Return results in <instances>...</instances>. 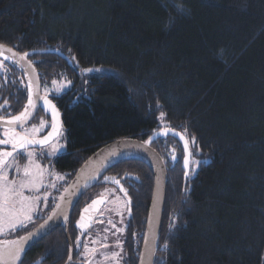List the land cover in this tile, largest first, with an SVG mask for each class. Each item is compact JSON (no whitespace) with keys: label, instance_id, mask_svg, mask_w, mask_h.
I'll use <instances>...</instances> for the list:
<instances>
[{"label":"trees","instance_id":"1","mask_svg":"<svg viewBox=\"0 0 264 264\" xmlns=\"http://www.w3.org/2000/svg\"><path fill=\"white\" fill-rule=\"evenodd\" d=\"M0 42L19 51L59 49L72 60L29 55L41 83L87 75L86 90L53 96L66 136V151L55 158L66 176L57 194L101 145L120 137L145 140L170 127L189 139L191 159L202 164L185 176L179 159L173 167L166 161L154 264H264V0H0ZM4 63L11 75L4 79L3 89L11 91L6 99L21 109L27 86ZM151 145L163 159L171 150L182 153L171 134ZM111 169L128 177L132 208L122 256L124 264H137L152 174L137 160H118ZM103 186L75 205L69 222L74 257L80 203ZM67 255L58 227L21 264H62Z\"/></svg>","mask_w":264,"mask_h":264},{"label":"water","instance_id":"2","mask_svg":"<svg viewBox=\"0 0 264 264\" xmlns=\"http://www.w3.org/2000/svg\"><path fill=\"white\" fill-rule=\"evenodd\" d=\"M2 44L6 45V48L0 49V52L3 53V55L0 57H2L3 59L4 57H8L7 60H9L18 68V70L21 72L25 80L26 85L27 86L29 84L31 85L33 100L36 103V107L34 109H30V111L32 112L31 117L29 118L28 121L24 123L23 126H25L30 121H32V119L36 116L40 107H43L49 113L52 123L51 110L47 108V106L43 105L42 98L45 95L41 92L40 78L35 65L33 63L29 65L27 63V61L30 60L29 57H27L26 60H20L19 55L13 56V53L22 54L24 52H28L29 55H31L34 53L49 52V53H56L64 58H67V56L64 53H62L59 49L43 48V49H31L27 51H19L9 44L6 43H2ZM7 48H12L13 52H8ZM14 60L19 62L14 63ZM38 97L40 99H38ZM47 97L48 99L52 100L49 96ZM52 103L58 109L57 105L53 100ZM59 121L62 123L60 110H59ZM5 127L6 125L4 124V122L0 121V128H5ZM12 127H15V129L20 128V126H16V125H13ZM165 129L169 130L167 134H164ZM173 130L176 133L175 135L173 134ZM50 131H52L51 126L47 131V133L41 138H37V140L43 139V137L47 136ZM169 134L176 136L183 145L184 141L180 138L181 135L183 136L182 133H180L175 129H171L170 127H163L152 132L150 136H148L145 140H141L134 137H120L98 147L76 169L72 178L67 182V184L59 193L49 213L36 225H34L31 229L26 231L24 234L20 235V236H27L29 232L37 233L32 238L24 242L23 249L20 252L18 259H12L9 258L6 254H3L2 250L6 246L3 244L4 241L0 240V264H21L27 251L35 243L40 241L42 238L47 236L49 233H51L53 230H55L58 227L63 229L68 244V256L63 264H72L73 262H75L73 261V246L71 243L69 230H68L69 222L73 210L75 208V205L77 204L79 199L82 197V195H84L88 190H90L96 184L114 185L119 190V192L125 197V200L127 202L128 212L130 209L129 213H131V199L128 193L127 195H125V189L123 188L121 181L119 180V183L117 184L116 181H111L105 178L102 179V177L105 175L107 170L110 167H112V165L118 160H138L140 162H143L147 165V167L149 168L152 174V178H153L152 192L148 203L145 227H144L137 264H154V260L159 244L162 215H163L164 203H165L167 171L162 156L159 154L157 150H155L151 146V143L155 138ZM53 140H55V138ZM39 146L42 145H33L28 148H36ZM176 161H177L176 156L175 159H173L172 157L170 167H173ZM122 179H124V177ZM65 189H67L68 191H65ZM61 197H63V199H61ZM57 204H59V208L55 207ZM101 205L102 203L100 202L95 204L94 209L93 210L91 209V211L88 213V217L86 220L87 227L84 228L85 233L92 227L94 217L96 216ZM54 209H55V215H53ZM85 209L86 208L82 209L80 214L81 217L82 216L85 217L86 214ZM49 216H52L51 220H49ZM65 217L67 219H65ZM41 225H45V226L41 228L40 227ZM18 237L12 240L17 239ZM69 257H71V260H69Z\"/></svg>","mask_w":264,"mask_h":264},{"label":"snow or ice","instance_id":"3","mask_svg":"<svg viewBox=\"0 0 264 264\" xmlns=\"http://www.w3.org/2000/svg\"><path fill=\"white\" fill-rule=\"evenodd\" d=\"M6 48V45L0 43V49ZM8 52H13L12 48H7ZM3 53L0 52V56H2ZM19 55L20 60H26L29 53L24 52L22 54L13 53V56ZM5 60L8 59V57H4ZM19 61L14 60V63H18ZM29 65H31L32 61H27ZM3 68L2 62H0V69ZM83 72H92V71H100V69H94V68H85L82 70ZM87 81H85L86 83ZM53 85H57V81L52 82ZM71 85V81H67L66 84H61L58 87L54 88L55 93L58 97L61 96V94L67 90L68 86ZM28 90V99L27 104L24 106L23 111H21L18 115H10L9 118L0 117V121H3L6 127L4 128V137L5 139H0V145H11V151H2L0 150V233L4 232L5 229L15 231L17 229H24L33 220V215L36 212L35 205L43 199L45 202L47 200V197L44 196L43 198L40 195L36 196H30L25 195V190L29 191H36L39 192L41 187H43L42 182V173H36L34 174L31 167V159L33 157L32 152H28V158H29V164L23 166L22 169V176L19 180L12 179L9 180L6 170L10 168H14L17 174L19 175L21 173V166L15 159L14 154H22L19 153L18 150L20 149H26L33 145H49L52 149V152L50 154H55L57 151L63 149L64 145L58 144V143H51L50 141H53L55 138L56 140L63 139V125L59 121V110L56 108V106L52 103V100L48 99L47 95H45L42 98L43 105L47 106L51 110L52 115V123H51V129L47 136L43 137L41 140H37L35 138V133L39 132L44 126L45 122L41 120L39 127L36 125H33L31 128V131H24V132H18L16 131L15 127H12L13 125L22 127L26 121L29 120V118L32 115V112L30 109H34L36 107V103L33 100V94L31 91V85L29 84L27 86ZM38 99H40L38 97ZM8 107H11L7 100L4 101L2 105H0V109H6ZM163 113H161V117H163ZM169 130L165 129L164 134H167ZM173 134L176 133L173 130ZM184 143H183V151L184 153H187L183 156V165L186 169L185 176L189 175L188 169H190V166L192 164H195L197 167L201 166L202 161H194L191 159L193 156V153L189 151V139H185L184 136L181 135L180 137ZM192 143H195V137L190 138ZM147 143V142H146ZM174 151V150H173ZM173 159H175V156H173ZM191 171H195V169H190ZM60 179H63V177H59ZM105 179H108L107 177ZM118 184L119 181H116ZM52 187H55L53 184ZM65 191H68L65 189ZM125 195H127V192L125 190ZM63 199V197H61ZM99 203V201H93V205ZM45 206H47L45 204ZM56 208H59V204L55 206ZM87 211V209H85ZM130 212V209H129ZM53 215H55V209L53 211ZM52 219V216H49V220ZM65 219H67L65 217ZM84 219V217H81V221ZM47 223V222H45ZM109 223H112L109 221ZM79 226L83 229L86 228L87 225L78 222ZM45 225H41L40 227L43 228ZM174 225L170 224V228ZM113 227L115 225L113 224ZM117 231H122L121 229H117ZM37 233L29 232L27 236H20L15 240H5L3 244L6 246L2 252L3 254H6L9 258L12 259H18L20 252L23 249V244L30 238H32ZM95 241H93V244ZM79 246V238H78V245ZM117 247H122L120 245V242L117 241L116 243ZM104 247H107L105 245ZM164 249H167V242L163 245ZM86 253L91 252L93 255H95L97 249L95 248H87L85 246ZM113 258H118L119 253L113 252L112 253ZM105 259H108V257H105ZM69 260H71V257H69Z\"/></svg>","mask_w":264,"mask_h":264},{"label":"rangeland","instance_id":"4","mask_svg":"<svg viewBox=\"0 0 264 264\" xmlns=\"http://www.w3.org/2000/svg\"><path fill=\"white\" fill-rule=\"evenodd\" d=\"M99 68V67H98ZM100 71H109L105 68H100ZM85 75V74H84ZM87 76V75H85ZM83 75H78L76 78H68L59 75V77H56L49 81H43L41 91L44 95H51V96H57V94L54 91L55 87L60 86L61 84H66L67 81H71V85L68 86L67 90L72 88L75 90L81 89L82 91L87 89V78ZM57 81V85H53V81ZM75 83V85H73ZM66 90V91H67ZM41 120L45 122L44 119H40L37 123L33 124L39 127ZM36 122L34 120L32 123ZM47 122V121H46ZM45 122V126L37 133H35V136L39 134L48 124V122ZM31 123L23 128L24 131H31V128L33 126ZM64 138L59 140H53L51 143L55 142L61 145H64L63 149L57 151L55 154H50L52 152V149L49 145H42L36 148H27L21 150L20 158H24L23 161H19V165L21 166V173L18 175L14 168L7 169V175L9 180L17 179L19 180L22 176V169L23 166L28 165L29 158H28V152L33 153V157L31 159V167L34 174L36 173H42V182L43 187H41L39 192L36 191H29L25 190V195L30 196H36L40 195L42 198L44 196L47 197L49 195L48 189L50 188L51 194H52V200L56 199L58 194L56 193L57 187L60 186L61 183H63L66 179V176H64V172L59 171V169L55 165V158L58 155H61L66 151V136L65 131L63 129ZM37 139V138H36ZM42 147L41 150L37 149ZM192 160L199 161L196 157H193ZM194 166V168H193ZM191 169H197V166L195 164H192ZM190 173H194V171L190 170ZM59 177H63V179H60ZM55 185V187H52V185ZM115 190L110 187H101L95 191V194H98L100 196V193H102V198L104 199V205L100 210V217L97 220V223L92 231H90L88 234H86L85 238L83 239V243L81 244L80 250L78 249L77 252H75V259L77 260V263L73 264H124L123 263V252L122 247H117L116 243L117 241L120 242V245H123V239H124V228L126 226V202L120 198V196L115 195ZM43 199L39 201L36 205V212L33 215V220L37 217L38 214H42L41 207L43 206ZM32 220V221H33ZM31 221V222H32ZM111 221L112 223H109ZM30 222V223H31ZM29 224V223H28ZM113 224L115 227H113ZM33 227V226H32ZM31 227V228H32ZM30 228V229H31ZM117 229H121L122 231H117ZM15 231H11L8 229H5L4 232L0 233V240H12L16 237H18L15 234ZM93 241L95 243L93 244ZM107 245V247H104ZM85 246L87 248H95L97 249L95 255H93L91 252L86 253ZM116 252L119 253L118 258H113L112 253ZM105 257H108V259H105ZM78 261H82V263H78Z\"/></svg>","mask_w":264,"mask_h":264},{"label":"flooded vegetation","instance_id":"5","mask_svg":"<svg viewBox=\"0 0 264 264\" xmlns=\"http://www.w3.org/2000/svg\"><path fill=\"white\" fill-rule=\"evenodd\" d=\"M4 61H7V62H9L8 60H4L2 57H0V62H2V64H3V68L2 69H0V105H2L3 103H4V101L5 100H7L8 101V103H9V100L8 99H6V95H8V94H10L11 93V91L10 90H8L9 88H5V89H3L4 88V79L7 77L8 79H7V81L9 80V78H10V65L9 64H7V63H4ZM9 63H11V62H9ZM14 66V65H13ZM22 76V75H21ZM18 80H20V78L19 77H16L15 79H12L11 80V83H14V82H16V81H18ZM22 80L24 81V79H23V77H22ZM25 83V82H24ZM11 87V86H10ZM49 97H51V99L56 103V105H58V103H57V101L51 96V95H48ZM15 99L17 100L18 98L17 97H15ZM25 106V104L21 107V109L23 108ZM21 109H19L18 108V105L17 106H12V107H8V108H6V109H0V117H5V118H9V116L10 115H18L19 114V112H20V110ZM40 119H44L45 120V122L47 121L48 122V124L46 125V127L39 133V134H37L36 136H35V138H41L42 136H44L46 133H47V131L49 130V128H50V124H51V118H50V115H49V113L43 108V107H40L39 108V110H38V113H37V115L34 117V119L31 121V122H29L28 124H26L25 126H27V125H29L30 123L33 125V124H35V123H37L38 121H40ZM34 120H36V122H34V123H32ZM46 122V123H47ZM25 126H23V127H20V128H17L16 129V131H18V132H23V128L25 127ZM4 128H0V139H5V137H4ZM43 147V146H42ZM42 147H40V148H37V149H39V150H41L42 149ZM0 150H2V151H11V145H0ZM21 150H23V149H20V150H18L19 151V153L21 152ZM171 152V151H170ZM15 155V159H16V161L17 162H19V161H23V159L24 158H20V156L18 157V155H20V154H14ZM170 155V154H169ZM178 159L181 161V163H182V153H179V155H178ZM165 160V163H166V161H168L169 159H167V158H165L164 159ZM108 176V179L109 180H113V181H115L116 179L118 180V179H120V176H118L119 175V173L118 172H116V170H114V169H111L110 171L108 170L106 173H105V176ZM125 181V180H124ZM124 181H122V184H123V186H124V188L127 190V192H129L128 191V189H129V187L127 188V186L124 184V183H126V182H124ZM110 187V188H113L114 190H115V195H117V196H120V198H122L124 201H125V199H124V197L119 193V191L115 188V187H113V186H111V185H106L105 187ZM48 191H49V195H47V200H46V202L45 201H43V206L41 207V212H43L42 214H38L37 215V217L36 218H40V217H45L46 216V214L49 212H47V209L50 207V205H51V203H52V194H51V191H50V188L48 189ZM129 194V193H128ZM103 195H102V193H100V196L98 195V194H95V191L94 192H92V194L90 195V196H87L81 203H80V210H79V215H78V222H80V223H83V224H87V217H88V213L91 211V209L93 210L94 209V207H95V205H93V201H99L100 203H102L101 202V200H99V199H97V198H100V197H102ZM95 199H97V200H95ZM45 204L47 205V206H45ZM104 205V204H103ZM103 207V206H102ZM101 207V208H102ZM84 208H86L87 209V211H86V214H85V217H84V219L81 221V211H82V209H84ZM101 210V209H100ZM100 210L97 212V214H96V216L94 217V221H93V225H92V227L85 233V231H84V228L82 229L80 226H78V228H79V232H78V238H79V246H78V249L80 250V248H81V244L83 243V239L85 238V236H86V234H88L90 231H92L93 229H94V227H95V225H96V223H97V220H98V218L100 217ZM125 211H126V215H125V220H126V226H127V224H128V209H127V205H126V208H125ZM35 218V219H36ZM34 219V220H35ZM79 225V224H78ZM81 238H82V240H81ZM1 241H3V240H1ZM77 249V250H78ZM73 259L75 260V261H77L76 259H75V257H73ZM80 262H82V261H80ZM63 264V263H62Z\"/></svg>","mask_w":264,"mask_h":264},{"label":"bare ground","instance_id":"6","mask_svg":"<svg viewBox=\"0 0 264 264\" xmlns=\"http://www.w3.org/2000/svg\"><path fill=\"white\" fill-rule=\"evenodd\" d=\"M152 146V145H151ZM153 147V146H152ZM154 148V147H153ZM155 149V148H154ZM156 150V149H155ZM138 161V160H137Z\"/></svg>","mask_w":264,"mask_h":264}]
</instances>
